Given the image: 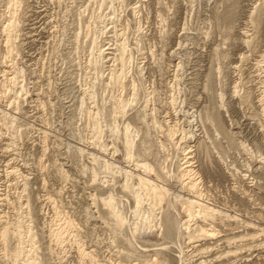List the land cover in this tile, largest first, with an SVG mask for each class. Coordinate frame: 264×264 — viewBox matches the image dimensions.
Listing matches in <instances>:
<instances>
[{
	"label": "rangeland",
	"instance_id": "374dc122",
	"mask_svg": "<svg viewBox=\"0 0 264 264\" xmlns=\"http://www.w3.org/2000/svg\"><path fill=\"white\" fill-rule=\"evenodd\" d=\"M89 1L22 0L15 19L18 21L14 37L16 53L8 61L2 30L9 19V0H0V217L5 216L4 220L11 223L16 217L21 220L25 207L19 203L25 204L22 189L23 182L27 181L26 189L34 209V233L39 243L37 253L43 264H139L146 259L143 255H156V258H151L154 262L164 255L167 264H264V100H260L264 97L261 84L264 68L258 67H264V0H141L135 13L133 8L140 0H127L123 6L113 3L115 16L111 13L113 9L109 1L101 11H97V6ZM256 8L263 12L259 14L263 18L260 32L259 28L251 26L249 20ZM229 10L232 16L224 27L220 17ZM93 11L96 12L95 17L99 14L103 18L93 19ZM216 16H220L217 17L219 20ZM96 28L104 31L101 32L103 34L98 33L97 43L109 49L107 53L116 55L111 49L114 50L116 36L119 35L129 46L130 65L125 70L124 90L116 87L110 90L105 86L111 55L108 57L110 61L97 74L88 66L92 47L89 31ZM250 40L247 46L246 41ZM218 69L222 71L220 76H217ZM3 71L9 73L8 78L18 71L17 83L9 84L10 88L5 90L1 85ZM217 82L221 83L222 89ZM92 83L96 84L95 105L86 99ZM131 83H136L135 91H132ZM205 85L210 86L209 90L203 89ZM234 87L238 90L237 96L234 95ZM220 89L225 93V107L218 111H221L226 131H230L234 138L233 142L231 138L228 142L221 136H215L217 141L214 142L218 145L215 152L205 136L211 133V126L207 122L205 125L201 123L197 116L198 113L218 109V100L215 102L217 106L213 102ZM132 92L137 94L135 99ZM111 96H119L120 100L124 98L123 102L132 104L127 102L130 104L126 109L128 114L118 117L113 125H118L115 126L118 135L123 133L128 122L139 131L135 144L140 156L134 155L137 158L134 161V158L126 159L123 144L119 142L121 139L109 132L113 120L108 115ZM172 98L177 99L174 107L170 105ZM83 99L84 108L91 110L96 106L102 110L101 123L104 126L99 145L96 143L98 146L92 140L88 117L80 113L79 105ZM143 109L149 114L147 125L134 120L136 113ZM151 117L164 124L161 130L149 123ZM168 124L177 126L179 136L175 135L173 140L166 137ZM180 129L184 131V143L176 145L182 137ZM200 142L209 143L210 154H205V150L197 151ZM241 144H244V150ZM79 148L85 151L82 156L77 153ZM186 151L189 154L187 158L191 155L188 162L197 175L190 176L197 180L199 193L201 190L200 195H203L200 199L227 218L221 217L216 224L208 222L219 232L215 239L198 238L191 244L175 245L177 249L184 247V258L178 262L177 249L174 246L170 248L174 239L161 238L157 222H153L156 224L152 227L150 225L151 232L147 230L150 233L139 231L134 234H137L134 239L133 227L139 225L142 228L145 221L133 215L132 195L120 188L124 179L117 170L119 167L123 171L133 170L135 162L144 160L157 174H148L149 180L159 187L165 186L170 200L177 194L185 202L194 197V193L185 191L188 190L185 186L187 177L185 181L181 178V182L177 175L186 166L183 158ZM88 154L97 156L100 162H112L118 168L113 174L106 173L99 164L94 180L91 171L94 164ZM13 170L19 171L18 175L13 176ZM61 172L67 178L61 179ZM138 172L142 175L141 170ZM111 190L127 218L125 230L133 232L132 236L127 233L116 244L111 242L112 234L97 217L98 210L90 200L91 195L100 196ZM148 200L143 201L145 205L147 202L150 204ZM144 204L142 208L147 207ZM180 204L185 206L182 202ZM55 211H61L57 218ZM175 211L173 215L177 216ZM65 218L72 220L76 227L73 232L64 233L65 239L60 246L53 242L50 231L51 227L56 229L63 224ZM197 222L200 224L199 220ZM13 244L15 242L11 240L9 248H13ZM1 245L0 264H12L6 255L3 256ZM79 245L86 253L90 251L93 260L80 259ZM165 246H169L168 251ZM129 253L133 255L127 260Z\"/></svg>",
	"mask_w": 264,
	"mask_h": 264
},
{
	"label": "bare ground",
	"instance_id": "6f19581e",
	"mask_svg": "<svg viewBox=\"0 0 264 264\" xmlns=\"http://www.w3.org/2000/svg\"><path fill=\"white\" fill-rule=\"evenodd\" d=\"M90 1H93V3L97 6H95L98 10L97 11H99L101 8H103L104 6L103 5H105L106 3H107V1H109V3L111 4V6H112V9L114 8L115 9V7H113V3H115V2H118L120 5L119 6H123V4L125 3V1H127V0H90ZM89 1V2H90ZM141 2V0L136 4V6L133 8V12L135 13V12H137V10H138V7H137V5L138 4H141L140 3ZM21 3H22V0H9V11H8V15H9V19L7 20V24L4 26V28H3V33H4V35H5V41H4V46H5V51H6V58L8 59V61H10V59H12L13 58V54L14 53H16V47H15V45H14V43H15V40H14V37H15V31H16V22H18V21H15V19H17L16 18V14H18L17 13V9L21 6ZM262 3V2H261ZM90 4V3H89ZM20 5V6H19ZM143 5V4H142ZM89 6V5H88ZM87 6V7H88ZM118 6V5H117ZM158 6V5H157ZM106 7V6H105ZM108 7V6H107ZM106 7V8H107ZM257 7V6H256ZM263 7V6H262ZM86 8V7H85ZM94 8V7H93ZM264 8V7H263ZM110 11L112 10V9H110V6H109V8H108ZM114 9L111 11V13H112V15H114L115 16V14H114ZM254 9V8H253ZM252 9V10H253ZM261 8H256L254 11H253V16L251 17V14H250V17L249 18H251V19H249L250 20V24H251V26H253L254 27V29H256V28H259L260 27V25L262 24V20H263V18H261V16L259 15V14H262L263 12L260 10ZM86 10V9H85ZM87 10H88V8H87ZM92 10H94V9H92ZM264 10V9H263ZM90 11V10H89ZM101 11V10H100ZM261 12V13H259V12ZM89 13V12H88ZM93 14H94V16H92V18L93 19H99V18H103L102 16H100L99 17V14H97L96 15V17H95V11H93L92 12ZM91 13V14H92ZM99 13V12H98ZM82 14V13H81ZM109 14H110V12H109ZM111 15V14H110ZM111 15V16H112ZM255 15V16H254ZM18 16V15H17ZM91 16V15H90ZM113 16V17H114ZM231 16H232V12H231V10H229V11H227V13L225 14V15H223V17H220V16H216V19H218L219 20V18H217V17H220L221 18V23L223 24L222 26H224V27H226V25L228 24V22H229V20L231 19ZM264 16V15H263ZM262 16V17H263ZM234 17V16H233ZM92 18H91V20H92ZM113 19V18H112ZM240 19V18H239ZM218 20H217V22H218ZM163 21V20H162ZM92 22V21H91ZM91 22H90V24H91ZM233 22V21H232ZM81 23V22H80ZM218 23H220V21L218 22ZM220 23V24H221ZM18 24V23H17ZM90 24L88 25V26H90ZM214 25V24H213ZM264 25V24H263ZM87 26V27H88ZM218 26V25H217ZM229 26H230V24H229ZM252 27V28H253ZM166 28V27H165ZM90 29V28H89ZM92 29V28H91ZM102 29V28H101ZM220 29V28H219ZM227 29H228V26H227ZM233 29V28H232ZM124 30V29H123ZM202 30V29H201ZM223 30V29H222ZM114 31V30H113ZM227 31V30H226ZM229 31V30H228ZM254 32L256 31V30H253ZM258 31V30H257ZM101 32H104V31H102V30H99L98 31V29L96 28V29H93L92 31L90 30L89 31V33H91V57H90V59L88 60V66H90V67H92L95 71H96V74H97V71L99 70V69H101V68H103L104 66H105V64L108 62V60L110 61V59L108 58L110 55L112 56V61H111V65L109 66V67H107V72H108V74L106 75V87H108V88H110V90H111V88L112 87H116V88H119V89H121V90H124V80H125V76H126V73H125V70L127 69L126 67H127V65L129 64V57H130V51H129V49H128V45H127V43H126V41H125V39H123V38H121L120 39V37H121V35H119V36H116L117 35V33L115 34V36H116V43H115V47H114V50H112L111 49V51H113L114 52V54L116 53V55H113V53H107V51L109 50V49H104V46L103 45H101L100 46V44L99 43H97V40H98V33H99V35L100 34H103V33H101ZM253 32V33H254ZM259 32H260V28H259ZM262 33V32H261ZM124 34V33H123ZM256 34H258V33H256ZM255 34V35H256ZM87 35V34H86ZM220 35V34H219ZM254 35V34H253ZM104 36V35H103ZM123 36V35H122ZM171 36V35H170ZM257 36V35H256ZM79 37V36H78ZM249 37H252V36H250L249 35ZM248 37V38H249ZM76 38H77V36H76ZM253 38V37H252ZM254 39V38H253ZM252 39V40H253ZM77 40V39H76ZM112 40V39H111ZM85 42V41H84ZM251 42V40L250 41H246V44H247V46H248V44ZM114 45V44H113ZM55 47V46H54ZM110 51V50H109ZM77 53V52H76ZM86 53V52H85ZM220 54V53H219ZM219 54H218V56H219ZM132 55V54H131ZM215 56H216V54H214ZM221 55V54H220ZM214 56V57H215ZM217 56V57H218ZM227 56V55H226ZM242 56V55H241ZM219 58V57H218ZM223 58V57H222ZM133 59V58H132ZM131 59V60H132ZM217 59V58H216ZM262 59H264V55L262 56ZM7 61V60H6ZM217 61V60H216ZM219 61V60H218ZM217 61V62H218ZM214 62V61H213ZM260 61H259V63H258V65H260ZM263 64H264V62H262ZM42 64V63H41ZM203 64V63H202ZM130 65V64H129ZM128 65V66H129ZM43 66V65H42ZM259 68H264L263 66H258ZM219 68V67H218ZM100 71V70H99ZM212 71V70H211ZM21 72V71H20ZM19 72V73H20ZM102 72V71H101ZM128 72V71H127ZM132 72V71H131ZM7 71H3V80H2V83H1V85L3 86V90H5V89H7L8 87H9V84L11 85V84H15V82L16 81H18L17 80V75H18V71L17 72H15L13 75L14 76H12V78H10L11 76H9V78H8V76H7ZM214 73V72H213ZM222 74V71H221V69H218V71H217V76H220ZM8 75H9V73H8ZM211 75V74H210ZM100 76H103L102 74L100 75ZM99 76V77H100ZM214 77V76H213ZM97 78V77H96ZM100 78H102V77H100ZM215 78V77H214ZM225 78V77H224ZM210 79H211V77H210ZM217 79H219L220 80V78H217ZM217 79H216V81H217ZM221 79H222V77H221ZM227 79V78H226ZM102 80V79H101ZM101 80L99 81V79L98 80H96L95 79V81H99V82H101ZM209 80V79H208ZM218 80V81H219ZM206 81V80H205ZM103 82V81H102ZM206 82H208V81H206ZM212 82V81H211ZM17 83V82H16ZM98 83V82H97ZM177 83V82H176ZM218 83V82H217ZM104 84V83H103ZM132 84V83H131ZM136 84V83H135ZM134 84V85H135ZM206 84V83H205ZM209 84V83H208ZM219 84V83H218ZM221 84V83H220ZM220 84L218 85V86H220ZM261 84H262V89H263V92H262V94L264 93V81H262L261 82ZM91 85H93V83L91 84ZM101 85V84H100ZM99 85V86H100ZM130 85V84H129ZM133 85V84H132ZM134 85L132 86L133 88H132V91H135V87H134ZM237 85V84H236ZM95 86H96V84L94 83V85L93 86H91V90L89 91V93L87 94V98L86 99H88L93 105H95V102H94V97H95V94H94V90L96 89L95 88ZM178 86V85H177ZM217 86V87H218ZM98 87V86H97ZM210 88V86H207V85H205V87L203 88V89H207V88ZM212 87V86H211ZM215 87V86H214ZM221 87V89H222V85L220 86ZM219 87V88H220ZM10 88V87H9ZM131 88V87H130ZM209 88H208V90H209ZM235 88V87H234ZM113 89V88H112ZM216 89V88H215ZM218 90L219 91V94H218V96L216 97L215 95V93H217V92H215L214 93V98H217L216 99V101H215V99H214V102H213V104L215 105V106H217V104H219V107H218V109L217 110H213L212 109V112H210L211 110H209L208 112H203V113H198V115L199 116H197L198 117V119H199V121L201 122V123H203L204 125H205V123L207 122L210 126H211V133L210 134H206L205 136L206 137H208V141L210 142V144L209 143H207V145L203 142H200V144H198V148H197V151H198V149H200L199 151H203L204 152V150L206 151V152H204L205 154L206 153H209V150H208V144L209 145H211V147H212V150H215V152H216V150L218 149V145L215 143L216 141H217V138H216V140L214 139V137L216 136V137H218V138H220V136H221V138H223V139H225V140H227L228 142H233V139L232 138H234L233 136H231L230 135V131L229 132H227L226 131V129H225V125H223V121H222V119H221V111L219 112L218 110L219 109H224V107H225V104H224V95L223 94H225V93H223V91L222 90ZM120 90V91H121ZM152 90V89H151ZM235 91H234V95H236L238 92V90L235 88L234 89ZM237 90V91H236ZM21 92L22 91H24V90H20ZM83 91V90H82ZM161 91V90H160ZM5 92V91H4ZM20 92V93H21ZM96 93V92H95ZM133 94H132V96H133V98L135 99V97H137L136 95V93L135 92H132ZM141 93V92H140ZM22 94V93H21ZM20 94V95H21ZM261 94V95H262ZM19 95V96H20ZM84 95V94H83ZM23 96V95H22ZM146 96V95H145ZM149 96V95H148ZM237 96V95H236ZM264 96V95H263ZM170 97V96H169ZM211 97V96H210ZM19 98V97H18ZM120 97L118 96V98H115V97H113V96H111V98H109V99H111L110 100V108H109V114L108 115H110L111 116V119L113 118V120H111L112 121V125L110 124L108 127V129H109V132H111V134H112V136H116L117 137V139L119 140V139H121V140H119V142L121 141L122 142V144H123V149H124V152H125V156H126V159L127 160H132L135 156L136 157H139L140 156V154H139V152L137 151V149L138 148H136V144H135V142H136V139H137V137H138V132L139 131H136L135 130V128L134 127H132V124L131 123H125V125H124V130H123V133L121 134H119L118 135V133L119 132H117V127H115V126H118L117 124L116 125H113V123L115 124V121L114 120H116L118 117H121V118H123V117H126V116H124L125 114H126V109L128 108L129 109V107H130V101H127V102H129V103H125V102H123L124 100V98L122 99V100H120L119 99ZM176 98V97H175ZM175 98H172L171 99V101H170V105L171 106H173L174 107V105L176 104V100L177 99H175ZM212 98V97H211ZM16 99H17V97H16ZM133 99V100H134ZM145 99H147L146 97H145ZM212 99V100H213ZM133 100H131L132 102H133ZM148 100V99H147ZM217 100H218V103H217ZM260 100H264V97H263V99H260ZM81 101V100H80ZM13 102V101H12ZM15 102V101H14ZM137 102V101H136ZM146 102H148V101H146ZM179 102V101H178ZM215 102L217 103V104H215ZM134 103V102H133ZM149 103V102H148ZM210 103H212V101H210ZM81 105H79V106H81L80 107V113L82 112V114L84 113L88 118V124L90 125L89 127H91V132H92V134H93V138H92V140L94 141V143L96 144H98V142H99V140L101 139V135H102V132H103V130H102V123H101V120H102V110H99L96 106L95 107H93L91 110H89V109H86V108H84V106H86V105H84L85 104V99H83L82 101H81V103H80ZM213 104H211V106L213 105ZM107 105V104H106ZM131 106H132V104H131ZM138 106V105H137ZM16 107V106H15ZM91 107V106H90ZM145 107L146 106H144V109H145ZM94 108H96V110L94 109ZM212 108H213V106H212ZM103 109V108H102ZM142 110V111H139V112H137L136 113V115H135V117H134V120H136V121H139V122H141L142 124H148V120H149V114H147L146 113V110ZM203 109H204V107H203ZM208 109H210V108H208ZM214 109H215V107H214ZM95 110V113L93 112ZM135 110V109H134ZM179 110V109H178ZM204 110H206V109H204ZM228 110V109H227ZM103 111H105V110H103ZM263 111V110H262ZM108 112V111H107ZM264 112V111H263ZM179 113V112H178ZM128 114V113H127ZM126 114V115H127ZM151 114V113H150ZM187 114V113H186ZM154 115V114H153ZM123 116V117H122ZM152 116V115H151ZM196 116V115H195ZM154 118V117H153ZM152 117H151V119H152V121L151 122H149V123H151L152 124V126L155 128V129H162V127H163V125H161L162 123H158L155 119H153ZM229 118V117H228ZM260 118V117H259ZM9 119V118H8ZM13 119V118H12ZM15 120V119H14ZM103 122V121H102ZM105 122V121H104ZM178 122V121H177ZM5 123V122H4ZM188 123H190V122H188ZM179 124V123H178ZM177 124V125H178ZM207 124V125H208ZM3 125V124H2ZM87 125V124H86ZM169 125V124H168ZM5 126V125H4ZM13 126V125H12ZM104 126V125H103ZM106 126V125H105ZM122 126V125H121ZM144 126V125H143ZM151 126V127H152ZM11 127V126H10ZM167 127V126H166ZM207 127V126H206ZM178 128H179V126H178ZM209 128V127H208ZM135 131H134V130ZM167 135H166V137L168 138V139H171V140H173V138L174 137H176V136H179V134L177 135V133H178V130H177V126L176 125H169L167 128ZM133 130V131H132ZM206 130V132H208L207 131V129H205ZM144 131V130H143ZM147 131V130H146ZM180 131H182V133H180L181 134V138H180V140L178 141V144H176L175 142H172V143H175L176 145H179V143H181V142H183L182 140H184L183 139V135H184V131L183 130H181L180 129ZM193 131V130H192ZM205 132V131H204ZM135 135H134V134ZM186 133V132H185ZM45 134V133H44ZM132 134V135H131ZM3 135V134H2ZM81 135V134H80ZM141 135V134H140ZM176 135V136H175ZM186 136H187V133L185 134ZM190 135V134H189ZM233 135V134H232ZM121 136V137H120ZM164 136V135H163ZM231 136V137H230ZM231 138V141L230 140H228V139H230ZM48 139V138H47ZM116 139V138H115ZM186 139V138H185ZM188 139V138H187ZM178 140V139H177ZM203 140V139H202ZM114 141V140H113ZM170 141V140H169ZM186 141V140H185ZM215 141V142H214ZM154 142V141H153ZM142 143V142H141ZM144 143V142H143ZM165 143V142H164ZM171 143V142H170ZM184 143V142H183ZM240 143V142H239ZM96 144V145H97ZM161 144V143H160ZM235 144V143H234ZM99 145V144H98ZM97 145V146H98ZM107 145V144H106ZM140 145V144H139ZM164 145V144H163ZM170 145V144H169ZM174 145V144H173ZM231 145V144H230ZM244 144H241L240 146H241V148H243L242 150H244V146H243ZM115 146V145H114ZM114 146H112V147H114ZM142 146V145H141ZM162 146V145H161ZM175 146V145H174ZM181 146V145H180ZM232 146V145H231ZM230 146V147H231ZM235 145H233V147H234ZM237 146H239V145H237ZM236 146V147H237ZM240 146L239 147H237V148H240ZM102 147H104L103 149L105 150V148H106V146L105 145H103ZM109 147V146H108ZM153 148V147H152ZM151 148V149H152ZM174 148V147H173ZM188 148H190V146L188 147ZM102 149V150H103ZM211 149V148H210ZM114 150V149H113ZM116 150V149H115ZM114 150V151H115ZM147 150V149H146ZM190 150V149H189ZM239 150V149H238ZM117 151V150H116ZM211 151V150H210ZM247 150H245V152H246ZM45 152V151H44ZM68 152V151H67ZM119 152V151H118ZM189 152H191V151H189ZM80 156H82V154H84L85 153V151L84 150H82V149H78V152H77ZM145 153V152H144ZM185 153V152H184ZM186 153H187V151H186ZM146 154H148V153H146ZM193 154V153H192ZM210 154V153H209ZM135 155V156H134ZM151 155V154H150ZM179 155V154H178ZM183 155H185V154H183ZM182 155V156H183ZM88 156H90L92 159L90 160L93 164H94V166H92V168H91V171H92V178L95 180V178H96V176H97V169L99 168L98 166H99V164L103 167V169H104V171H106V173L108 172H110L111 174H113L114 173V171H116V168H118V166L115 168L114 167V165L112 164V162L111 163H109V162H106V160L105 161H102V162H100L99 161V158L96 156H93V154H88ZM189 156V154L187 153L186 155H185V157H183L185 160H184V162H186L185 164H184V166L185 167H183V168H181V167H179V168H181L180 170H179V173L177 174V175H179L180 177H179V180L182 178V179H184L185 177H187V179L186 180H188L187 181V183L185 184V186H186V188L188 189V190H185V191H189V192H191V193H194L193 195H194V197H193V195H191L193 198L191 199V200H189V199H186L185 200V202H183V201H181L182 199H180L181 197H179V196H177V194L176 195H174L173 196V199L172 200H170L169 199V195L170 194H168V190H167V188L165 187V186H157L156 184H154V183H152L151 182V179L149 180V177H148V174H151V173H155V171L153 170L154 168L150 165V164H148V163H146V162H144V160H142V161H137V162H135L134 163V169L133 170H126V171H123L120 167L118 168V170H117V172L119 173V174H121V178H122V180L124 179V182H123V185H121L122 187H120V188H122V190H124V191H126V192H129V193H131V195H132V204H133V206H134V212H133V215L135 216V217H140V219H141V217H142V219L145 221V226H143L142 228H139V225H138V227L135 225V227H133V232H129L130 231V229H129V231L127 232L126 230H125V228L126 227H128V221H127V218H126V216H125V213L122 211V210H120L119 209V202L117 201V199L115 198V196L113 195V190H111V192L109 193H103V194H101L100 196H97V195H91L92 197V199H90L91 201H92V203H93V205H95L96 206V208H97V210H98V216H97V214H96V216L99 218V220H101L103 223H104V225L106 226V228H108V230H109V232H111V234H112V241L111 242H113V243H118V241L120 240V239H122V238H125L126 236H127V233H129L131 236H132V233H133V235L135 234V233H139V231L142 233V232H144V230H145V233L146 232H151V230L150 229H152L151 227L154 225V224H156V223H154L153 224V222H157L158 224H159V226H158V228L160 227V229H161V231L160 232H158V233H160L161 234V238H165V239H174V241L171 243V244H173L170 248H173V246L175 247V245H181V246H183V244H187V243H192L194 240H196L197 239V241H198V238H210V239H215L216 238V236H218V234H219V232H217L216 230H215V226L213 225H211V224H209L208 222H210V223H212V224H216L215 222H217L221 217H225V218H227V216H224V214L222 213V212H220L219 210H216V209H214V207H212V206H210L207 202L206 203H204L200 198H202L201 196H203V195H200V193H201V190H200V193H199V190H198V182H197V180L195 179V178H193L192 176H190L191 174L192 175H194L195 174V171H194V167L192 166V165H190L189 163L190 162H188V160H190L191 159V155H190V158H187ZM196 156V155H195ZM217 156H219V155H217ZM196 158V157H195ZM208 157H206V159H207ZM222 158V157H221ZM101 159V158H100ZM135 159H137V158H134L132 161H134ZM208 160V159H207ZM221 160H223V159H221ZM131 161V162H132ZM171 161V160H170ZM192 161H193V159H192ZM220 161V160H219ZM224 161V160H223ZM129 162V161H128ZM212 162V161H211ZM225 162V161H224ZM223 162V163H224ZM193 163V162H192ZM200 165V164H199ZM215 165V164H214ZM225 165V164H224ZM180 166V165H179ZM84 167V166H83ZM102 167H100V169L102 168ZM162 167V166H161ZM218 167V166H217ZM221 167V166H220ZM178 168V167H177ZM178 168V169H179ZM227 168H228V166H227ZM124 169V168H123ZM168 169V168H167ZM196 169V168H195ZM141 170V172H142V175L141 174H139V172L138 171H140ZM90 171V172H91ZM101 171V170H100ZM103 171V170H102ZM103 171V172H104ZM163 171V170H162ZM170 171V170H169ZM178 171V170H177ZM199 171V170H198ZM19 172V171H18ZM18 172L16 171V170H13L12 171V174H14L13 176H16V175H18ZM102 172V173H103ZM138 172V173H137ZM164 172V171H163ZM172 172V171H171ZM197 172V171H196ZM200 172V171H199ZM8 173V172H7ZM105 173V172H104ZM118 174V175H119ZM169 174V173H168ZM167 174V175H168ZM203 174V173H202ZM116 175H117V173H116ZM155 175H157L156 173H155ZM154 175V176H155ZM160 175V174H159ZM166 175V174H165ZM11 176V175H10ZM67 175L65 174V173H63V172H61V175H60V177H61V179H65V178H67L66 177ZM103 176V175H102ZM106 176V175H105ZM107 176H109V175H107ZM195 176H197L196 174H195ZM21 177V176H20ZM112 177V176H111ZM160 176H158V178H159ZM167 177V176H166ZM189 177V178H188ZM24 178V177H23ZM27 179V178H26ZM157 179V178H156ZM185 179H184V181H185ZM25 180V179H24ZM91 181V180H90ZM154 181V180H153ZM158 181V180H157ZM156 181V182H157ZM163 181V180H162ZM181 181V180H180ZM122 182V181H121ZM160 182L161 181H159L158 183L160 184ZM182 182V181H181ZM204 182V181H203ZM97 183V182H96ZM111 183V182H110ZM184 183V182H183ZM200 183V182H199ZM27 184V181H24L23 182V189H22V193H23V197L25 198V204H20L19 203V205L22 207V206H24L25 208H24V211H22V214H23V216H22V214L20 215L21 216V220H20V218H15V219H13V220H15V222H8L9 220L7 219H5L4 220V217L5 216H2L3 218H1L0 217V243L2 244L1 246L3 247V251H4V255L3 256H7V258H8V260L10 259L11 260V263L12 264H43L42 262H41V260L39 259V257H38V253H37V250L39 249L38 247H37V245L39 244H37V235H36V233H34V226H33V221H34V215H33V212H34V209H32L33 207L31 206V203H30V198H29V193H28V191H27V189H26V186L28 185H26ZM133 185H136L137 186V188H134V186ZM160 185H162V183L160 184ZM180 185H182V184H180ZM119 186V185H118ZM135 186V187H136ZM14 188V187H13ZM182 188H184V187H182ZM202 188V187H201ZM109 190V189H108ZM101 192V191H100ZM20 193V192H19ZM124 193V192H123ZM190 193V194H191ZM31 194V193H30ZM179 194V193H178ZM26 195V196H25ZM128 195V194H127ZM21 196H22V194H21ZM104 196V197H103ZM191 198V197H190ZM145 199H149L148 201H150V204H147L146 203V205L144 204V200ZM52 201V200H51ZM179 202L181 203H183L185 206H182V204H180L179 205ZM18 203V202H17ZM23 203H24V201H23ZM33 203V202H32ZM54 203L56 204V202L54 201ZM8 204V203H7ZM127 204V203H126ZM145 205V207L146 208H142L143 206L142 205ZM128 205H129V203H128ZM121 206V205H120ZM180 206V207H179ZM55 207H57V206H55ZM86 208V207H85ZM95 208V207H94ZM216 208V207H215ZM16 209V208H15ZM18 209H20V208H18ZM18 209H16V210H18ZM59 209V208H58ZM55 210V209H54ZM56 210H57V208H56ZM91 210V209H90ZM96 210V211H97ZM129 210V209H128ZM173 210H176L175 211V215H177V216H174L173 215ZM39 211V210H38ZM158 211H159V213H158ZM160 211H161V213H160ZM59 212V211H58ZM57 211H55V214H56V218H57V213H58ZM43 213V212H42ZM59 213H61V211L59 212ZM87 213V212H86ZM130 213V212H129ZM181 213V214H180ZM18 214V213H17ZM128 214V213H127ZM132 215V216H133ZM128 216V215H127ZM19 217V216H18ZM7 218V217H6ZM54 219H55V217H54ZM53 219V220H54ZM139 219V220H140ZM133 220H135V219H132V221ZM199 220V222H200V224H198V221ZM10 221H12L11 219H10ZM52 221V220H51ZM55 221V220H54ZM22 222L24 223L23 225H26L25 226V229H24V227H22ZM44 222V221H43ZM50 222V221H49ZM56 222V221H55ZM63 224H61L60 226H56L57 228L56 229H52L53 227H51V231H50V234H51V238H52V240L54 239L55 241H53V242H55V244L57 243V245L59 244L60 246H61V243L64 241V236L66 235V233H68V232H70L71 233V231L72 230H74L75 229V227H76V225H75V223L72 221V220H70V219H67V218H65V219H63ZM136 222H137V220H136ZM135 222V223H136ZM52 223H54V222H52ZM51 223V224H52ZM134 223V224H135ZM192 223H194V224H192ZM46 224V223H45ZM51 224L49 225V226H51ZM58 224H59V222H58ZM133 224V223H132ZM137 224V223H136ZM153 224V225H152ZM157 224V225H158ZM203 224V225H202ZM54 225V224H53ZM56 225V224H55ZM54 225V226H55ZM150 225H151V227H150ZM134 226V225H133ZM140 226H142V225H140ZM192 226H194L195 228H191ZM155 227H157V226H154V228ZM208 228V229H207ZM24 229V230H23ZM128 229V228H127ZM159 229V230H160ZM143 230V231H142ZM147 230H149V231H147ZM155 230V229H154ZM159 230H157V231H159ZM73 232V231H72ZM149 232V233H150ZM262 232V231H261ZM64 233H65V235H64ZM153 233H155V232H153ZM157 233V232H156ZM74 234H76L75 232H74ZM81 234V233H80ZM143 234V233H142ZM137 235V234H136ZM136 235H134L135 236V238L134 239H136ZM141 235V234H140ZM76 236V235H75ZM78 236V235H77ZM99 236V235H98ZM160 236V235H159ZM133 239V238H132ZM164 239V240H165ZM209 239V240H210ZM11 240L13 241L14 240V242H15V244H13L14 246H13V248H9V243L11 242ZM206 240V239H205ZM76 241V240H75ZM172 240H169V242H171ZM226 241V240H225ZM228 241V240H227ZM165 242H166V240H165ZM162 243V242H161ZM160 243V244H161ZM177 243V244H176ZM12 244V243H11ZM10 244V245H11ZM80 244V243H79ZM163 244V243H162ZM80 246V245H79ZM1 247V248H2ZM81 247V246H80ZM83 247V246H82ZM79 248L78 249V253H79V257H80V259L81 260H84V259H91V260H93L92 259V254H90L89 252L88 253H86L85 252V250L83 249V248ZM160 247H162V246H160ZM169 247V246H168ZM167 247V248H168ZM178 247V246H177ZM192 247H194V246H192ZM38 248V249H37ZM165 248V250L167 249L166 248V246L164 247ZM176 248V247H175ZM184 248V247H183ZM182 248V249H183ZM177 249V248H176ZM181 248H180V246H179V248L177 249V253L174 251V249H169V251H173V254H174V252L176 253V255H177V257H178V262H181V260L184 258V252H183V250H182ZM237 249H241V248H237ZM194 250V249H193ZM163 251H164V249H163ZM167 251H168V249H167ZM239 251V250H238ZM2 253V252H1ZM7 253V254H6ZM9 253V254H8ZM54 253V252H53ZM93 253V252H92ZM118 253V252H117ZM120 253V252H119ZM133 253V252H132ZM132 253H129L130 255L129 256H126V259L127 260H129L131 257H132ZM155 253V252H154ZM158 253H159V251H158ZM160 253H163V252H161L160 251ZM159 253V254H160ZM170 253V252H169ZM234 253V252H233ZM250 253V252H249ZM52 254V253H51ZM132 254V255H131ZM136 255V254H135ZM98 256V255H97ZM157 256H158V254H157ZM162 256V255H161ZM160 256V257H161ZM165 256H166V254H165ZM111 257V256H110ZM142 257V256H141ZM144 257H146V259L144 258ZM152 257H155L156 258V255H149V256H144L143 255V260H141V261H139V264H167V259L166 258H164V255H163V257H161V258H159V259H157L156 260V262H154L151 258ZM169 257V256H168ZM6 258V257H5ZM6 258V259H7ZM118 258V257H117ZM139 258H140V256H139ZM186 258V257H185ZM5 259V260H6ZM45 259V258H44ZM89 259V260H90ZM113 259V258H112ZM138 259V258H137ZM140 259H142V258H140ZM9 260V261H10ZM176 260V259H175ZM7 262V261H6ZM80 262V261H79ZM95 262V261H94ZM97 262H98V260H97ZM112 262V261H111ZM126 263V262H125ZM138 263V262H137ZM98 264H100V263H98ZM201 264V263H200Z\"/></svg>",
	"mask_w": 264,
	"mask_h": 264
}]
</instances>
